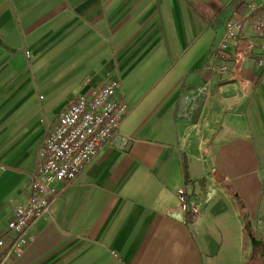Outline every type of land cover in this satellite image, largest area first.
I'll return each mask as SVG.
<instances>
[{
  "label": "crops",
  "instance_id": "0c3cea01",
  "mask_svg": "<svg viewBox=\"0 0 264 264\" xmlns=\"http://www.w3.org/2000/svg\"><path fill=\"white\" fill-rule=\"evenodd\" d=\"M222 1L207 21L188 0H0V264H264V50L247 25L216 56L243 10ZM111 80L130 141L57 182L9 252L7 224L59 109ZM179 188L197 215L181 211Z\"/></svg>",
  "mask_w": 264,
  "mask_h": 264
},
{
  "label": "built area",
  "instance_id": "2783aa9c",
  "mask_svg": "<svg viewBox=\"0 0 264 264\" xmlns=\"http://www.w3.org/2000/svg\"><path fill=\"white\" fill-rule=\"evenodd\" d=\"M243 10L234 11V19L224 25L223 33L215 42L217 57L225 58L227 40L238 37L245 27H251L264 50V0H241ZM206 68L213 75L227 71V64L220 60ZM117 80H111L90 93H81L67 106L59 109L56 121L46 132L36 151L35 167L30 174L31 194L23 204L13 207L12 218L7 224L14 235L8 251L20 254L26 243V230L35 220L47 213L61 189L56 183L74 180L83 168L96 157L104 146L124 147L131 138L119 132L120 119L128 111L127 105L116 94ZM181 211L188 208L197 215L198 205H187L188 197L183 188L176 191ZM2 239H0V244ZM115 256V252L111 251Z\"/></svg>",
  "mask_w": 264,
  "mask_h": 264
},
{
  "label": "trees",
  "instance_id": "16d2710c",
  "mask_svg": "<svg viewBox=\"0 0 264 264\" xmlns=\"http://www.w3.org/2000/svg\"><path fill=\"white\" fill-rule=\"evenodd\" d=\"M194 7L195 11L207 21L213 20L220 12L223 6L222 0H188Z\"/></svg>",
  "mask_w": 264,
  "mask_h": 264
},
{
  "label": "water",
  "instance_id": "95a60500",
  "mask_svg": "<svg viewBox=\"0 0 264 264\" xmlns=\"http://www.w3.org/2000/svg\"><path fill=\"white\" fill-rule=\"evenodd\" d=\"M213 192H214V189H213L212 187H209V191H208V193L206 194L207 199H209V198L211 197V195H213ZM249 238L251 239V241H252V245H253V246H257V245H259V240H257V239L254 237V235H252L251 232H250V234H249Z\"/></svg>",
  "mask_w": 264,
  "mask_h": 264
}]
</instances>
